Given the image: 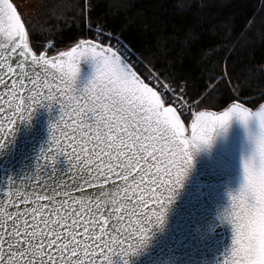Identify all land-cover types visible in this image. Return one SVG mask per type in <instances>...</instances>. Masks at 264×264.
I'll list each match as a JSON object with an SVG mask.
<instances>
[{
  "label": "snow or ice",
  "instance_id": "1",
  "mask_svg": "<svg viewBox=\"0 0 264 264\" xmlns=\"http://www.w3.org/2000/svg\"><path fill=\"white\" fill-rule=\"evenodd\" d=\"M53 48L33 45L13 0H0V120L14 127L34 106L59 108L35 177L0 190V264H130L164 224L193 152L233 116L257 130L222 216L232 242L221 264H264V103L234 98L223 111L192 110L183 93L174 98L144 77L115 36ZM81 58L94 73L77 90ZM59 155L69 168L57 178Z\"/></svg>",
  "mask_w": 264,
  "mask_h": 264
},
{
  "label": "trees",
  "instance_id": "2",
  "mask_svg": "<svg viewBox=\"0 0 264 264\" xmlns=\"http://www.w3.org/2000/svg\"><path fill=\"white\" fill-rule=\"evenodd\" d=\"M51 1L54 7L28 25L33 45L51 40L53 52L66 50L100 30L195 110L217 111L234 98L246 106L264 101V0Z\"/></svg>",
  "mask_w": 264,
  "mask_h": 264
},
{
  "label": "water",
  "instance_id": "3",
  "mask_svg": "<svg viewBox=\"0 0 264 264\" xmlns=\"http://www.w3.org/2000/svg\"><path fill=\"white\" fill-rule=\"evenodd\" d=\"M79 69L77 90L92 77L94 63L81 58ZM34 107L30 121L17 118L13 127L7 120H0V190L9 180L16 187L27 183V177H35L36 165L44 163L38 158L41 150L49 147V125L58 119L59 108ZM256 130L255 121H250L246 129L233 116L223 129L212 134L209 145L193 152V166L168 207L164 224L149 233L145 247L129 257L130 264H221L232 242L231 225L222 216L242 182V161L252 150L248 133ZM54 168L57 178L67 173L69 165L63 155L57 156Z\"/></svg>",
  "mask_w": 264,
  "mask_h": 264
},
{
  "label": "rangeland",
  "instance_id": "4",
  "mask_svg": "<svg viewBox=\"0 0 264 264\" xmlns=\"http://www.w3.org/2000/svg\"><path fill=\"white\" fill-rule=\"evenodd\" d=\"M14 4L17 6V9L20 13V15L22 16V18L25 20L26 24L29 25L32 28L33 24H36L37 22H35L36 20H38L40 17H43L46 13H48L50 10V8L54 7L53 3L51 0H13ZM50 3V4H49ZM35 22V23H34ZM89 30V27H87ZM98 33H102L103 36H99ZM105 36H111L107 33H104L100 30H95L93 29V35H92V39L96 40V39H103V37ZM107 40H105L104 42H106ZM112 42H115V40H113ZM47 43H49V45H54L53 42L51 40L47 41ZM48 46H46L45 48H47ZM58 48V47H57ZM57 48L54 46L53 50ZM133 62H139V64H142L144 72L143 75L148 79L151 80L152 83H156L161 85L162 83L160 82L161 79L159 78L160 81H156L153 80L152 77H158L153 71H151V69L146 66L140 59V57H135L134 59H132ZM161 87V86H160ZM162 89L167 88L168 92L170 94L173 95L174 98L179 97V94L174 93V89L173 88H168L166 85H163L161 87ZM182 101H187L184 97L181 98ZM193 108L192 110H195V106L193 103H191ZM187 107V105H185Z\"/></svg>",
  "mask_w": 264,
  "mask_h": 264
},
{
  "label": "built area",
  "instance_id": "5",
  "mask_svg": "<svg viewBox=\"0 0 264 264\" xmlns=\"http://www.w3.org/2000/svg\"><path fill=\"white\" fill-rule=\"evenodd\" d=\"M112 36V35H111ZM116 37V36H115ZM94 40V39H93ZM99 40L100 39H96L95 41L96 42H99ZM108 43V41H106L105 42V44H107ZM113 44H115V42H112ZM132 52V51H131ZM135 57H137V55L134 53V56H133V58L132 59H134ZM153 85H157L161 90H163L161 87H160V85L159 84H156V83H152Z\"/></svg>",
  "mask_w": 264,
  "mask_h": 264
}]
</instances>
